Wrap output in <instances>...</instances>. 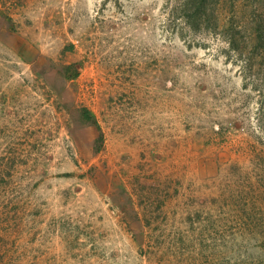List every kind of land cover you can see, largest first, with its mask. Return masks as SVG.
Segmentation results:
<instances>
[{"label":"rangeland","instance_id":"1","mask_svg":"<svg viewBox=\"0 0 264 264\" xmlns=\"http://www.w3.org/2000/svg\"><path fill=\"white\" fill-rule=\"evenodd\" d=\"M182 3L0 0V264H264V0Z\"/></svg>","mask_w":264,"mask_h":264},{"label":"trees","instance_id":"2","mask_svg":"<svg viewBox=\"0 0 264 264\" xmlns=\"http://www.w3.org/2000/svg\"><path fill=\"white\" fill-rule=\"evenodd\" d=\"M214 3L215 0H183L181 11L191 19L202 15L208 19L213 15Z\"/></svg>","mask_w":264,"mask_h":264}]
</instances>
